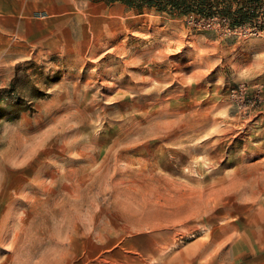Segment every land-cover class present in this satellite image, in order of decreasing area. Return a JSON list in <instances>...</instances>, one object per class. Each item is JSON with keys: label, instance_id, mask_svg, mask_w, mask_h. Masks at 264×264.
Instances as JSON below:
<instances>
[{"label": "rangeland", "instance_id": "rangeland-1", "mask_svg": "<svg viewBox=\"0 0 264 264\" xmlns=\"http://www.w3.org/2000/svg\"><path fill=\"white\" fill-rule=\"evenodd\" d=\"M259 1L0 0V264H264Z\"/></svg>", "mask_w": 264, "mask_h": 264}, {"label": "trees", "instance_id": "trees-1", "mask_svg": "<svg viewBox=\"0 0 264 264\" xmlns=\"http://www.w3.org/2000/svg\"><path fill=\"white\" fill-rule=\"evenodd\" d=\"M124 4L128 10L142 13L145 8L170 15L197 14L200 18L219 17L230 28L254 22L259 15V0H110ZM234 4L236 5L233 9ZM264 30V23L259 25Z\"/></svg>", "mask_w": 264, "mask_h": 264}, {"label": "built area", "instance_id": "built-area-1", "mask_svg": "<svg viewBox=\"0 0 264 264\" xmlns=\"http://www.w3.org/2000/svg\"><path fill=\"white\" fill-rule=\"evenodd\" d=\"M240 91H241V89H240ZM232 93H233V95H235L236 92L234 90H232Z\"/></svg>", "mask_w": 264, "mask_h": 264}, {"label": "bare ground", "instance_id": "bare-ground-1", "mask_svg": "<svg viewBox=\"0 0 264 264\" xmlns=\"http://www.w3.org/2000/svg\"><path fill=\"white\" fill-rule=\"evenodd\" d=\"M242 131V130H241Z\"/></svg>", "mask_w": 264, "mask_h": 264}]
</instances>
